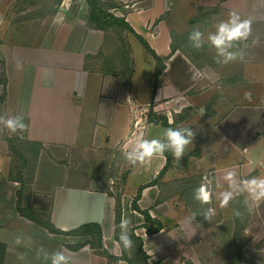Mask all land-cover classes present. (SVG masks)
Instances as JSON below:
<instances>
[{"label":"crops","instance_id":"1","mask_svg":"<svg viewBox=\"0 0 264 264\" xmlns=\"http://www.w3.org/2000/svg\"><path fill=\"white\" fill-rule=\"evenodd\" d=\"M102 1L109 4L115 17L125 18L139 33H143L157 56L164 60L165 68L158 77H161L160 86L157 83L151 97L153 92L157 99L160 95L172 97L179 101V107L176 110L167 108V112L157 107L153 110L155 113L150 111L147 103L142 101L146 92L139 94L137 88L138 82L149 85L152 75L149 80V77L138 78L136 64L132 61V43L128 42L129 63L124 60L125 69L131 66L132 70H126L123 76L119 73L125 70H122V60L116 58L119 43L110 38L107 45L106 32L102 28L88 27L80 17L62 25L66 29L60 32L59 37L66 52L54 43L48 47H30L36 50L33 58L32 54L16 58L2 44L0 49L7 65L0 99L7 104L10 113L24 116L28 139L49 149L51 156H39L37 174L40 177L44 174L51 200L47 222H42L34 213L37 210L29 206L16 208L18 219L13 222L14 228L11 227L4 196L10 194L11 182L16 184L19 179L4 180L0 173V264H43L45 253L51 256L58 251L60 237L73 238L61 233L91 223L101 226V243L107 251L91 247L84 239L72 249L69 247L74 245L73 241L69 247L61 244V251L71 257V264H112L111 258H117L120 264L122 259L115 251L118 241L113 236L117 244L114 252L107 247V229L116 223L114 211L113 214L108 212L115 209V204L104 184L89 169V156L97 155L99 145L123 149L126 142L131 144L141 133L148 139L159 137L165 129L185 122L183 119L174 125L171 116H179L186 111H191L196 119L205 117L206 123L199 129L198 143L192 141L178 162L175 163L171 152H165L142 165L125 164L124 188L130 203L141 185L150 184L143 189L137 203L163 225L160 231L147 234L143 227L144 216L139 212L143 217L135 224L143 234L137 235L143 238L149 264L154 261L160 264H236L234 253L239 247L235 240L239 242V239L235 236L234 200L228 207L221 208L214 196L211 205H201L194 199V192L206 175L215 180L222 178L230 169L236 170L239 179L264 175V0ZM72 2L61 0L57 15L66 17ZM232 11L252 20V36L233 49L243 50V59L217 63L216 50L207 41V35L214 33L216 25L228 19ZM150 18L159 20L156 34L143 28ZM197 27L205 34V44L201 49L193 48L188 39L189 33ZM23 47L18 45L17 51ZM103 50L106 51L103 58L106 61H102L101 67V62L97 66L96 58ZM145 50L148 51L146 47ZM62 52L67 55L63 60L64 66L58 71L55 63L60 61L45 59ZM89 58L94 59V65L89 66ZM30 61L32 69L29 68ZM18 62L23 65L22 70L17 68ZM154 62L151 55L148 66L153 68ZM12 64H15V70L11 69ZM172 68H178V73L174 74ZM53 69L58 72L52 73ZM170 71L172 74L167 75ZM15 85L17 96H12ZM170 89H173V94ZM192 89L196 91L194 95L190 94L194 92ZM197 89L201 91L197 92ZM193 104L199 106L198 112ZM39 113L42 117H37ZM159 115L167 117L168 125L162 124L161 120L158 123L151 121V116L158 118ZM38 128L43 131L37 133ZM50 130L54 131L49 133ZM133 174L146 179L137 185L136 191L129 193L126 185ZM220 183L222 188L217 192L228 187L226 181L220 179ZM173 195L180 196L177 209ZM181 195L189 196L187 203ZM208 207L215 210L212 222L203 215L192 219L193 212H202ZM20 221L27 223L29 232ZM250 230L247 227L245 233ZM243 237L242 241H247L248 248L251 246L247 257L257 263L264 262V249L253 247V243L264 236L254 235L248 240L243 233ZM43 241L47 244L45 248L40 246ZM27 253L34 257L27 256Z\"/></svg>","mask_w":264,"mask_h":264},{"label":"rangeland","instance_id":"2","mask_svg":"<svg viewBox=\"0 0 264 264\" xmlns=\"http://www.w3.org/2000/svg\"><path fill=\"white\" fill-rule=\"evenodd\" d=\"M128 3L132 4L133 2ZM172 3L173 1L170 2V5H172ZM60 5L61 0H0V48L2 44H5L6 50H11V54H13L16 58L23 54L24 56L32 54L31 58H33V55L35 54L36 50L34 51V49L32 48L30 49V47H48L55 43L56 45H59L58 49H61L64 46V43L61 42L59 36L60 32H63L66 29V27H63L62 25L69 21L72 22V20H76L75 18L80 17V19L86 22V25L88 27L92 29L102 28L106 32L105 40L107 45L110 42V38H114L116 42L119 43L117 48V53L119 54H116V58L122 60V70L125 69L124 60L127 62V60H129L130 58L128 42L132 43V52L134 53V58L132 59V61H134L136 64L135 69L137 70L138 78H141V76L149 77V80L151 79L150 75H152V79L150 80L149 85H144L143 83L138 82L139 86L137 88L139 94L141 91L146 92V97L142 98V101L147 103V107L150 111L154 112V108L157 107L159 108V110L167 112V108H169L170 110H176L179 107V101L173 100L172 97H165L163 95H160L157 99L155 96V92H153V97H151V91L155 90V87H157V83L160 86L161 80V77L160 79H155V69L156 67L160 69L162 65L160 64V61L159 59H157V57H155L149 51L145 50V47L141 44L142 42H140V38L138 37L139 35L146 40V37H144L145 35L143 33H139L140 31H137L135 27L130 23V21L128 22L129 24H131L130 28H132V30L130 28H124L125 24L123 22L115 21V19L112 18L110 15L113 13L110 11L111 8L109 4L103 2L102 0H73L68 14L66 15V17L62 15V18L57 15V11H52L55 9L59 10L61 8ZM64 5H66V1ZM123 5H126V3H124ZM134 20L135 22L138 21L136 18ZM125 22H127L126 19ZM157 24H159V20L157 21V18H150L147 24L145 25L146 28H143L145 31L148 29L151 33L156 34L158 29ZM78 26L76 27L79 29L80 27ZM134 35L138 38H136ZM18 45H22L25 47L17 51L16 47ZM64 49L66 48L63 47V49L61 50ZM64 51L66 52V50ZM65 52L56 54V56H47L45 60L60 61L58 63H55L59 67L53 64L55 65V68L59 71L60 67L64 66L63 60L67 55ZM104 54L106 55V51L103 50L99 53V55H97V66L99 62H101L100 66L102 67V65L104 64L102 63V61H106V59H103ZM151 55H153L155 59L154 64H152L153 68L148 66L150 64L149 61L151 59ZM5 59V55H3L0 49V98L3 96L2 94L4 70L5 64L7 63ZM88 61L89 63L91 62L89 66L94 65L93 58ZM49 62L51 63L53 61ZM30 64L31 67L29 68L32 69V62ZM11 66V69L15 70V64H12ZM56 69H53L52 73L58 72ZM163 69L164 68H162V70ZM126 70H132V67L130 66V68H126L122 72L119 71V73L125 76ZM172 70H175L174 74L178 73V68H172ZM191 70L194 69L191 68ZM151 71H153L152 74H150ZM190 72L192 73V71ZM191 73L190 77L192 75ZM30 74L32 76L34 75L32 71H30ZM168 74H172V72L170 71L167 73V75ZM194 90L195 89H192V91ZM200 91L201 89H197V92ZM169 92L172 94L174 93L173 89H170ZM195 93L196 91L190 92L191 95H194ZM13 95L17 96L16 85L15 88L12 90V96ZM167 95L169 94L166 93V96ZM193 105L196 108V111L198 112L199 106L196 104ZM0 115L13 116L17 114L10 113L7 109V104L4 103L2 99H0ZM37 117H42V114L39 113ZM171 117V120L175 121L174 125H177L178 122L185 119V122H182L175 127H191L195 133L193 141L197 144L201 135V133H198L199 129L204 123H206L205 117H198L196 119V117L194 116V114H192L191 111H186L185 113H181L179 116L175 115ZM41 131H43V129L38 128L36 132L41 133ZM53 131L54 130H50L49 133H52ZM46 135H48L47 131ZM21 136L23 138H21ZM28 138V130L23 133L18 132L14 134L9 132L7 129H4L3 125H0V156H2V163L0 164V173L3 174L4 180H10L12 178L19 179V182L16 184L11 182L10 194H8V197L4 196V200L7 203L4 206L5 208L8 207V214L10 215L11 220L10 226L13 228V222L16 221V218L18 219L16 214V208L26 209L29 206L34 208L35 210H37L34 213L40 217V220L42 222H47L49 217L48 205L50 204L51 197L46 191L49 186L44 178V172H41L43 174L42 177H40V175L37 173L39 167V156L42 155V158H48L49 155L51 156V153L49 152L48 148L46 149L43 145H41L42 143L39 144L36 141H30ZM43 150H45L46 152H43ZM77 156L79 157L80 155L78 154ZM81 157H83V155H81ZM89 157L91 160V163L89 164V169H91L92 174L97 177L102 182V184H104L107 193H109V195L113 198L115 204V209H109L108 213L113 214L114 211L116 223L115 225L110 226L107 229V237L109 238L107 247L109 248V250L114 252V246H116L117 244L114 243L112 236L114 237V239H116L117 236L119 237L121 231V219H131L133 223L131 230H134L135 234H143L141 230L138 231L139 226L135 224L140 219H142L143 216L141 217L138 214V211H132V204L130 203V199L128 198L125 192L124 181L126 180H124V167L125 164H128V161L125 159L122 149H120L118 146L102 147L99 145L97 147V155H95V157H92L90 155ZM174 161L175 163L178 162L175 159ZM195 165L197 166L198 164ZM145 179V176L133 174L129 179L128 184L126 185V191H128L129 193L131 191L133 192L134 190L136 191L137 185L145 181ZM245 195L246 194L238 195L233 202L232 212L234 214V220L236 222L235 236L236 239H239V242H236L235 240V245L239 247V249L236 248V251L234 253V256L236 257L235 263L242 264V262H244L245 264H264V262L257 263L247 257V250L251 248V246H249L248 248L247 241H242V239L244 238L243 233L246 234L245 239L248 240H251L254 235L264 236V201L260 202L258 205H254L252 207V210L248 211L247 207L244 204ZM179 197L180 196L178 195H173V204L176 206V209L179 207L177 200ZM181 198L187 199V203L189 196L181 195ZM188 207H190L191 209V206ZM237 209H239L243 214L242 217H237L235 215V210ZM20 222H23L25 224V229L29 232V227L27 223H25L24 221ZM247 227H250L251 230L245 233V229ZM18 228L23 229L22 226H19ZM91 231L92 232L90 234L88 233L86 235L81 234V232L72 233L69 231H64L61 234L71 235L73 236V238L60 237L61 239H58L57 244L58 251H61V244L64 246L66 244V246L69 247L70 245L68 244H71L70 242L73 241L74 245H71L69 247L70 249H72L71 247L75 248L80 245L83 239L85 240V242H89L91 247L102 248L103 250L107 251L108 249L105 247L104 243H101V240H99V237L96 235V229H92ZM37 243L39 244V242ZM253 245V247H256V249H264V237H261L259 241L254 242ZM40 246L45 248L47 244L43 241L42 245ZM38 249L40 248L38 247ZM115 251L120 254L119 257L122 259V262H120V264L136 263L134 262V260L136 259V247L134 241L132 247L124 251L122 250L121 244L118 241L117 250ZM27 256L34 257L33 254L29 253H27ZM49 256L50 255H48V258H42L43 264H51V259L49 258ZM27 260L29 259L27 258ZM111 262L112 264H119V260L117 258H111Z\"/></svg>","mask_w":264,"mask_h":264},{"label":"clouds","instance_id":"3","mask_svg":"<svg viewBox=\"0 0 264 264\" xmlns=\"http://www.w3.org/2000/svg\"><path fill=\"white\" fill-rule=\"evenodd\" d=\"M252 36V20L242 18L241 15L232 11L226 20L216 25V31L207 35V41L216 50L217 63L227 64L237 59H243V50H233L239 42L247 41ZM188 39L195 49L203 48L205 44V34L200 28H194L188 35ZM258 40L254 39L253 43ZM23 65L17 63V68L22 70ZM0 125L11 133H23L28 125L22 114L13 116L0 115ZM195 136L194 131L188 126L169 127L165 129L161 136L155 138H145L141 133L131 144L125 143L122 151L125 159L132 165L144 164L153 157L163 155L165 152H171L175 160L185 154L187 146L192 143ZM21 138H23L21 136ZM220 179L227 182L228 187L217 192L222 188ZM245 195L244 204L248 211L252 210L254 205L264 201V175L253 176L251 178L239 179L235 169L225 171L222 178L213 179L207 175L203 178L199 187L195 189L194 199L201 205H211L213 197L219 201L221 208L228 207L229 204L238 196ZM198 215H203L210 222L215 215L212 207L204 209L202 212H193L192 219L195 220ZM237 217H242L239 209L235 210ZM132 221L129 218H122L120 222L119 240L126 249L133 245L131 239ZM19 242V240L17 241ZM45 258L48 254L45 253ZM51 264H71V257L64 254L63 251H56L50 256Z\"/></svg>","mask_w":264,"mask_h":264},{"label":"trees","instance_id":"4","mask_svg":"<svg viewBox=\"0 0 264 264\" xmlns=\"http://www.w3.org/2000/svg\"><path fill=\"white\" fill-rule=\"evenodd\" d=\"M58 9H55V10H52L53 12H56ZM112 18L115 19V21H121L125 24V27L124 28H130V24L128 22H125V19L124 18H117L115 17L113 14H110ZM94 18V17H93ZM132 30V28H130ZM138 37L140 38V41L142 42V44L146 47V49L152 53L155 57H157V59H159L160 61V64L162 65L160 67V69L158 67H156L155 69V79H158L159 77V74L161 73L162 71V68H165V64L163 63V59L161 57H158L155 50L149 45V43L144 39L142 38L141 36L138 35ZM156 89V87H155ZM154 113L151 112V115H153ZM157 117V116H156ZM151 121L154 122V123H158L159 120H161L162 124L164 125H168V122H167V118L165 117H159L158 118H155V116H151ZM148 185L150 184H144V185H141L139 187V190H138V194L137 196L132 200V207L133 209L137 210L138 212H140L143 216H144V224H143V227L146 229V232L147 234H153V233H156L158 231H160L163 227L162 223H160L159 221H157L156 219H154L150 212L148 210H143L140 208V206L138 205L137 201L140 199L141 197V193L143 191V189L145 187H147ZM119 220V219H118ZM152 224L155 225V227L153 228L152 227ZM52 230H56L54 228H51ZM92 229H96V235L99 237V240H101V237H102V230H101V226L99 224H96V223H91V224H86V225H83L81 226L80 228H77L75 230H72L70 232L72 233H78V232H81V234H90L92 231ZM56 231H59V230H56ZM93 234V233H92ZM117 241H119V243L121 244V248L122 250H126L121 241L119 240V237L117 236ZM131 239L132 241L135 242V247H136V256H137V259L134 260V262H136L135 264H140V263H143V264H149L148 263V259H149V255L144 251L143 249V238L137 234H135L134 230H131ZM152 264H160L159 261H154Z\"/></svg>","mask_w":264,"mask_h":264}]
</instances>
